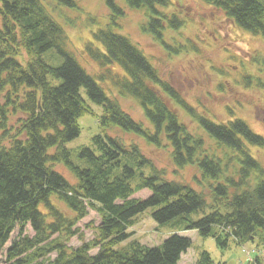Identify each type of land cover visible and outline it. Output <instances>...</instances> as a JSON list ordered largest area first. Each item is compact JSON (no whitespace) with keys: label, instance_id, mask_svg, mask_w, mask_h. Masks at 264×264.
<instances>
[{"label":"trees","instance_id":"obj_1","mask_svg":"<svg viewBox=\"0 0 264 264\" xmlns=\"http://www.w3.org/2000/svg\"><path fill=\"white\" fill-rule=\"evenodd\" d=\"M105 1L110 23L84 44L99 69L90 74L46 8L74 9L77 0H0V264H177L191 243L178 234L158 247L132 241L117 248L130 237L128 229L139 214L149 209L158 224L174 222L180 230L213 234L223 246L226 237L264 246V167L252 152V148L264 149V137L241 119L216 122L207 110L186 103L135 44L112 32L123 9L114 0ZM202 1L264 40L260 0ZM125 3L131 9L145 8L148 21L141 30L156 39H161L165 26L178 30L184 24L177 14L166 11L170 0ZM49 50L62 57L59 66L43 60ZM49 77L59 83L53 84ZM97 79L110 81L122 95L136 98L150 126L123 111ZM81 90L102 107L99 134L92 137L90 148L78 152L82 166L71 161L66 147L80 133L78 119L92 112ZM176 108L193 118L222 157L209 151L203 136L187 128ZM115 128L153 145L164 138L174 166H194L200 173V180H195L208 193L166 179L136 144L126 145L122 138L108 134ZM56 165L69 170L75 183L56 171ZM252 175L256 181L251 185ZM141 190L150 195L132 198ZM88 210L100 217L96 237L89 243L79 237L83 243L71 249L66 243L76 235L73 228ZM193 214L202 216L193 219ZM27 226L33 236L25 232ZM213 227L224 235L212 233ZM94 249L97 252L91 254ZM52 253L55 258L50 260ZM196 264L214 263L208 252H202Z\"/></svg>","mask_w":264,"mask_h":264},{"label":"rangeland","instance_id":"obj_2","mask_svg":"<svg viewBox=\"0 0 264 264\" xmlns=\"http://www.w3.org/2000/svg\"><path fill=\"white\" fill-rule=\"evenodd\" d=\"M114 1L123 9V15L116 20L117 25L111 26L112 32L128 38L135 44L157 69L160 78L169 83L186 103L200 111L207 110L216 122L241 119L254 133L264 137V40L261 36L241 29L220 10L202 0H170L171 6L166 11L177 14L184 24L178 30L165 26L161 39H156L141 30L142 25L148 21L145 8L131 9L125 0ZM260 1L264 4V0ZM46 8L66 33L69 49L76 53L79 64L88 73H97L99 69L89 59L84 44L92 40L93 32L110 23V11L106 1L77 0V8L74 9L57 6L54 7L56 9L48 6ZM42 58L54 67L62 62V57L55 50L43 53ZM116 70L124 74L120 67L117 66ZM48 80L55 85L59 83L51 77ZM97 82L108 97L118 100L123 111L136 121L142 122L144 126H150L136 98L126 93L125 96L122 95L110 81L97 79ZM81 95L92 112L78 119L80 133L66 143L71 153V161L80 166L84 162L79 158L78 152L83 147H91L92 137L100 132L97 119L102 113V107L91 102L83 90ZM176 110L181 121L191 132L203 136L209 151H214L222 157L216 143L197 128L193 118L185 110ZM108 134L122 138L126 145L136 144L144 157L157 169L164 171L166 179L187 183L198 191L208 193L207 189L195 180H200V173L194 166L183 169L174 166L171 148L164 138L161 139L160 145H153L144 138L123 133L117 128L111 129ZM252 152L264 167V149L256 151L252 148ZM54 169L68 181L75 183L74 176L63 165H56ZM147 171L145 169V173ZM255 181V175H252L249 182L252 185ZM149 195L148 190H141L132 195V198L145 199ZM150 213L149 209L139 214L135 224L128 229L130 237L117 248L132 241L148 247H158L172 234H178L188 238L191 243L177 264H196L202 252H208L214 264H264V246L257 241L239 244L234 238L226 237V245L223 246L213 234L203 236L196 230H180L174 222L158 224L151 218ZM201 216L192 215L193 219H199ZM99 224V215L94 210H88V214L74 226L76 235L66 243L67 247L72 249L80 246L83 242L79 237H83L85 243L92 242ZM219 231L217 227L212 228V233ZM25 232L33 236L30 226L25 228ZM15 235L16 233L11 238ZM9 245L10 241L5 245V249ZM96 252L94 249L91 254ZM53 258L54 253L50 254V260Z\"/></svg>","mask_w":264,"mask_h":264}]
</instances>
